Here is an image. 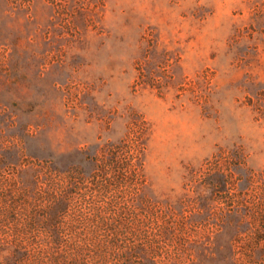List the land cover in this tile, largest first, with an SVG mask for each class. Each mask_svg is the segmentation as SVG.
<instances>
[{
	"label": "rangeland",
	"instance_id": "obj_1",
	"mask_svg": "<svg viewBox=\"0 0 264 264\" xmlns=\"http://www.w3.org/2000/svg\"><path fill=\"white\" fill-rule=\"evenodd\" d=\"M137 119L139 193L62 230L113 241L85 264H264V0H0V217L38 215L0 220V248L50 240L68 170L88 183Z\"/></svg>",
	"mask_w": 264,
	"mask_h": 264
},
{
	"label": "trees",
	"instance_id": "obj_2",
	"mask_svg": "<svg viewBox=\"0 0 264 264\" xmlns=\"http://www.w3.org/2000/svg\"><path fill=\"white\" fill-rule=\"evenodd\" d=\"M145 130L144 122L140 123L138 119L133 120L125 136L118 143L104 145L95 156L96 170L92 173L88 183L78 178L79 171L76 169L68 170L70 185L65 191H62L63 195L57 196L54 200V206L48 207L51 212L44 211L42 214V218L45 219L44 226L46 225L52 233V235H48L50 240H47L46 243H37L33 240L36 237H32L33 242L28 244L22 241L15 243L10 241L11 243L2 245L0 248L5 253L0 264H85L95 256L105 257V249L113 244L110 238L96 236L95 241H91L92 244L85 245L78 243L79 237L75 236L67 241L62 230L65 228L64 225L73 229L78 224L85 222L95 224L96 228L110 227L108 215L112 207L111 203L108 202L105 206L96 205L90 200V197L100 193H108L112 187L120 184L126 186L128 189L126 191H129L130 195L139 193L145 183ZM215 158V163H218L217 158ZM248 179L250 182H254L256 176L254 174L249 175ZM74 194H79L81 200L88 203V212L81 210V215L78 211L68 212L70 196ZM66 215L69 217L66 218ZM36 216H38L36 213L27 216L20 212H10L8 214L2 213L0 220L19 223L24 219L27 220V218L34 220ZM78 216L80 217L78 218ZM111 230L115 231L114 228ZM120 230L123 232V228ZM257 232L258 241H264V226Z\"/></svg>",
	"mask_w": 264,
	"mask_h": 264
}]
</instances>
